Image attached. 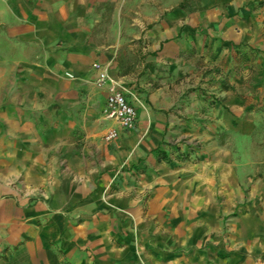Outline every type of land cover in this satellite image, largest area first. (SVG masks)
Masks as SVG:
<instances>
[{"label":"crops","instance_id":"0c3cea01","mask_svg":"<svg viewBox=\"0 0 264 264\" xmlns=\"http://www.w3.org/2000/svg\"><path fill=\"white\" fill-rule=\"evenodd\" d=\"M247 1L0 0V264H138V249L151 256L162 250L160 257L176 249L135 245L131 231L108 220L126 210L140 222L127 196L101 197L140 137L133 158L148 148L144 138L155 119L138 110L137 127L121 128L104 116L107 95L95 80L105 68L121 81L147 85L154 62L176 58L184 42L200 46L219 35L242 41L232 18ZM202 26L213 37L202 35ZM112 128L117 139L107 147L104 133ZM234 177L226 169L230 209L240 203L248 224L264 234V165L246 191ZM166 196L160 195L169 206ZM199 197L198 189L190 205L176 193L172 208L189 211ZM229 250L235 264H254L264 245ZM162 258L158 264H204Z\"/></svg>","mask_w":264,"mask_h":264},{"label":"rangeland","instance_id":"374dc122","mask_svg":"<svg viewBox=\"0 0 264 264\" xmlns=\"http://www.w3.org/2000/svg\"><path fill=\"white\" fill-rule=\"evenodd\" d=\"M232 20L242 30V41L214 38L209 27L202 26V35L213 38L200 46L184 42L176 58L154 62L147 85L121 81L107 72L147 121L154 117L155 122L144 138L148 148L133 158L142 145L140 137L101 198L107 202L108 195L118 192L133 201L140 222L126 210L110 213L108 220L111 225L119 221L123 233L131 231L135 245H178L163 251L162 259L183 256L204 264L229 259L233 264L230 245H264L256 222L248 224L243 217L245 207L239 203L230 209L225 179L226 169H231L238 187L246 191L248 178L264 165V154L259 153L264 150V0H248ZM95 84L107 95L110 83ZM109 130L104 133L107 147L117 139H107ZM198 189L199 203L176 213L171 205L176 193L191 205ZM137 252L138 264L162 261V250L152 256ZM253 260L264 264V251Z\"/></svg>","mask_w":264,"mask_h":264},{"label":"built area","instance_id":"2783aa9c","mask_svg":"<svg viewBox=\"0 0 264 264\" xmlns=\"http://www.w3.org/2000/svg\"><path fill=\"white\" fill-rule=\"evenodd\" d=\"M96 67H100L99 63L95 64ZM99 85L105 83L108 84V92L106 97L105 107L103 114L106 118L114 120L121 128L125 130H134L138 124V107L136 103L131 99L124 89L117 85L116 82L109 76L105 68L100 70L99 77L97 79ZM118 130L112 128L107 133V139H113L117 137Z\"/></svg>","mask_w":264,"mask_h":264}]
</instances>
